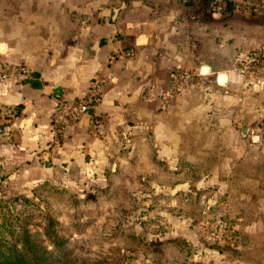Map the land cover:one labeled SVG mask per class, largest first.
<instances>
[{
	"label": "rangeland",
	"instance_id": "rangeland-1",
	"mask_svg": "<svg viewBox=\"0 0 264 264\" xmlns=\"http://www.w3.org/2000/svg\"><path fill=\"white\" fill-rule=\"evenodd\" d=\"M47 5L66 33L87 25L103 41H130L134 25L150 27L158 41L180 32L187 51L213 56L229 77L219 87L176 64L172 74L187 73L186 82L166 91L164 112L147 128L114 135L86 159L89 172L72 164L40 175L35 184L62 190L52 201L63 224L87 213L83 233H71L74 249L96 264H264V76L239 70L264 53V0H0V44L28 41L23 18L33 25ZM194 36L214 39L212 49L197 51ZM7 110L0 105V126ZM8 169L0 168V202L31 198L27 175Z\"/></svg>",
	"mask_w": 264,
	"mask_h": 264
},
{
	"label": "crops",
	"instance_id": "crops-1",
	"mask_svg": "<svg viewBox=\"0 0 264 264\" xmlns=\"http://www.w3.org/2000/svg\"><path fill=\"white\" fill-rule=\"evenodd\" d=\"M55 9L54 5L43 6L44 16H31L33 25H27L30 17L23 18V31L31 32L22 33L29 40L16 41V49L7 41L0 44L4 48L0 52L2 60L26 68L20 84L9 81L0 85V105L9 111L0 133V168L8 166L12 177L27 175L24 181L29 187L40 180L41 174L55 168L66 171L76 164L80 172H89L86 159L97 155L114 135L132 127L147 128L151 118L164 112L163 101L176 64L192 67L199 77L213 76L219 87L229 82L225 67L215 65L210 59L213 56L187 51L180 32H175L176 41H171L168 32L166 40L158 41L150 27L134 25L130 41L115 37L103 41L104 35L95 36L87 25H78L79 32L66 33V25L62 30L61 24H56ZM167 28L177 31L184 27L182 23H168ZM192 41L197 51L200 46L210 51L209 41L214 39L194 36ZM92 79H105L92 113L67 126L54 139L49 130L54 102L82 96ZM146 89H150V98L144 95ZM94 117L100 122L97 135L89 130ZM2 159L6 161L2 163Z\"/></svg>",
	"mask_w": 264,
	"mask_h": 264
},
{
	"label": "trees",
	"instance_id": "trees-1",
	"mask_svg": "<svg viewBox=\"0 0 264 264\" xmlns=\"http://www.w3.org/2000/svg\"><path fill=\"white\" fill-rule=\"evenodd\" d=\"M3 112L0 133L9 118ZM30 193L33 199L15 195L0 202V264H96L70 243L71 233L81 234L90 224L84 218L87 213H73L63 224L61 210L57 211L52 201L59 198L60 188L51 187L44 179L31 186Z\"/></svg>",
	"mask_w": 264,
	"mask_h": 264
},
{
	"label": "built area",
	"instance_id": "built-area-1",
	"mask_svg": "<svg viewBox=\"0 0 264 264\" xmlns=\"http://www.w3.org/2000/svg\"><path fill=\"white\" fill-rule=\"evenodd\" d=\"M253 57L246 58V63L254 62ZM259 64H240L239 70H249L254 75L264 76V53L259 54ZM172 85L170 92L179 91L188 77L187 73H180L176 70L172 74ZM26 77V70L18 64L9 63L0 59V82L20 81ZM105 79H92L82 96L70 99H58L54 102L49 116V130L54 139H57L64 129L78 121L82 116L88 115V110L93 109L99 101L102 86ZM146 98L151 96L150 89L144 92ZM100 126L99 119L94 117L90 120L89 130L95 132Z\"/></svg>",
	"mask_w": 264,
	"mask_h": 264
},
{
	"label": "water",
	"instance_id": "water-1",
	"mask_svg": "<svg viewBox=\"0 0 264 264\" xmlns=\"http://www.w3.org/2000/svg\"><path fill=\"white\" fill-rule=\"evenodd\" d=\"M92 113V109H89L88 110V114H91ZM245 131H246V129L245 128H242L241 129V135H244L245 134Z\"/></svg>",
	"mask_w": 264,
	"mask_h": 264
},
{
	"label": "flooded vegetation",
	"instance_id": "flooded-vegetation-1",
	"mask_svg": "<svg viewBox=\"0 0 264 264\" xmlns=\"http://www.w3.org/2000/svg\"><path fill=\"white\" fill-rule=\"evenodd\" d=\"M220 10V9H219Z\"/></svg>",
	"mask_w": 264,
	"mask_h": 264
}]
</instances>
